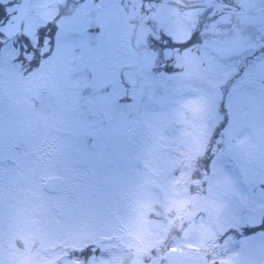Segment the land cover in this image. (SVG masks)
I'll list each match as a JSON object with an SVG mask.
<instances>
[{"label":"rangeland","instance_id":"obj_1","mask_svg":"<svg viewBox=\"0 0 264 264\" xmlns=\"http://www.w3.org/2000/svg\"><path fill=\"white\" fill-rule=\"evenodd\" d=\"M0 3V264H264V0Z\"/></svg>","mask_w":264,"mask_h":264},{"label":"flooded vegetation","instance_id":"obj_2","mask_svg":"<svg viewBox=\"0 0 264 264\" xmlns=\"http://www.w3.org/2000/svg\"><path fill=\"white\" fill-rule=\"evenodd\" d=\"M138 117H140V116L138 115ZM205 128H208V127L206 126ZM118 131H120V129ZM146 132H148V131H146ZM205 132H206V130L204 131V133ZM120 133H121V131L118 133L119 135L117 137V142L115 143V146H116V148L120 147V149H121ZM139 134H140V129L138 127L136 130L135 138H134L135 148L137 150L141 149L143 147V143H144L143 135L141 136ZM149 134H151V132ZM207 134H208V131H207ZM237 135H238V133H237ZM124 139H125V146L127 147L128 136L125 135ZM148 143H149V140L147 141V144ZM126 149L123 148L124 151L121 149V151H122L121 157H123V158L125 157V159H123V161H122V159L120 158L119 164H116L115 162H113L112 159L110 158V156H106V155L100 156L101 157L100 160H103L102 162L96 161L93 163V169H91V178L93 180V186H91V189H92L91 191H93L95 193V197H97V200L90 198V201L92 204L93 203L97 204V206H92V204L87 205V211H88V213H91L92 215H94L98 211L103 212L105 215V216H100L99 214H96V216L90 215L93 219V224L96 223L95 219L98 216L100 219L103 217H106V218L110 219V221L112 220L116 226L121 227V224H122L121 219H123V217L125 215H127V213L132 208L136 207V206L131 207L129 205L130 203H128V195L129 194H127L126 181L124 179L120 178L121 169L118 168V165H120L121 167L123 166V168H124V165L127 164V150ZM139 154H142V153H139ZM138 160L139 159H137V161ZM121 179L124 181V183L121 181ZM50 187H51L50 185L46 186L47 189H49ZM71 191H72V189H71ZM194 198H198V197L194 196ZM135 203H136V201H135ZM195 205L196 204H193V206H195ZM104 228H105V226H104ZM105 231H108V230H106V228H105ZM113 232H115V230ZM101 233H103V232H101ZM114 235L116 236V233H114ZM95 240H96V238L92 241L95 244V246H98L99 243H96ZM104 240H102L103 244L111 242V240L108 241V238H106V237H104ZM119 244L121 246H123L122 243H119ZM103 251L106 253V250H103Z\"/></svg>","mask_w":264,"mask_h":264},{"label":"trees","instance_id":"obj_3","mask_svg":"<svg viewBox=\"0 0 264 264\" xmlns=\"http://www.w3.org/2000/svg\"><path fill=\"white\" fill-rule=\"evenodd\" d=\"M4 13H5V12H4V8H3V6H2L1 3H0V27H2V26L4 25V23H5L6 15H5ZM42 34H45V33L42 32ZM0 45H1V43H0ZM22 56H23V55H22ZM37 57H39V56H37ZM20 61H21V60H20ZM22 61L24 62L25 65H27L26 59H25L24 57H23ZM33 61H34V62H30V63L28 64L29 67H30L32 64L34 65V63H35V59H34ZM37 62H38V60H37Z\"/></svg>","mask_w":264,"mask_h":264},{"label":"snow or ice","instance_id":"obj_4","mask_svg":"<svg viewBox=\"0 0 264 264\" xmlns=\"http://www.w3.org/2000/svg\"><path fill=\"white\" fill-rule=\"evenodd\" d=\"M219 105H223L225 107V109L228 110V104H227V101L224 99L223 94H221V98H220V101H219ZM219 105H217V108L219 107ZM229 114H230V112H229ZM252 227H256V228H259L262 231H264V225L257 224V225H252Z\"/></svg>","mask_w":264,"mask_h":264}]
</instances>
